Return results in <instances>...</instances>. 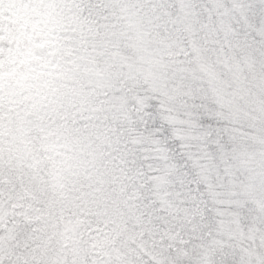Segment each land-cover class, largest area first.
<instances>
[{
  "label": "trees",
  "instance_id": "16d2710c",
  "mask_svg": "<svg viewBox=\"0 0 264 264\" xmlns=\"http://www.w3.org/2000/svg\"><path fill=\"white\" fill-rule=\"evenodd\" d=\"M193 2L0 0V264H130L140 254L149 264H208L201 253L212 241L190 243L197 218L185 220L187 206L169 198L165 173L148 177L156 207L126 195L136 150L157 152L143 131L145 109L152 101L167 106L181 77L201 79L215 98L247 173L243 195L252 204V194L264 198L256 176L264 163V96L245 78H263L264 53L241 50L237 59L229 52L231 64L213 68L205 45L193 40L200 28ZM185 41L197 52L194 64L182 55ZM44 46L50 61L40 58ZM236 66L244 76L236 78ZM27 189L43 213L39 228L8 216ZM177 220L183 241L175 245L167 227ZM96 224L109 240L91 253L87 229ZM244 244L228 243L238 264H248Z\"/></svg>",
  "mask_w": 264,
  "mask_h": 264
},
{
  "label": "snow or ice",
  "instance_id": "6c2138e0",
  "mask_svg": "<svg viewBox=\"0 0 264 264\" xmlns=\"http://www.w3.org/2000/svg\"><path fill=\"white\" fill-rule=\"evenodd\" d=\"M191 7L200 22L193 40L205 45L203 51L209 54L213 68L231 64L229 52L236 53L237 59L241 50L264 53V0H194ZM182 55L188 64H194L197 52L185 41ZM220 75L227 80L224 72ZM233 86L229 81L227 90ZM175 88L167 106L152 101L145 109L143 131L157 152L144 155L136 150L130 161L136 179L126 195L156 207L148 177L165 173L170 182L169 198L174 196L185 206L195 205L208 221L199 240L212 241L209 264H237L230 258L228 246L236 237L246 240L261 257L248 264H264V204L257 208L243 195L247 173L238 166L229 142L228 122L221 119L216 100L201 79L181 77ZM197 242L190 241L193 246Z\"/></svg>",
  "mask_w": 264,
  "mask_h": 264
},
{
  "label": "rangeland",
  "instance_id": "374dc122",
  "mask_svg": "<svg viewBox=\"0 0 264 264\" xmlns=\"http://www.w3.org/2000/svg\"><path fill=\"white\" fill-rule=\"evenodd\" d=\"M39 54H40V58L45 60V61H50L53 58V52L47 51L45 46L39 48ZM240 64H242L241 61H240ZM237 68L238 67L236 66V72H238L236 74V78H237V76H240V75L244 76V71H241L240 68H238V71H237ZM245 78L247 79L246 81H249L247 89L252 88V89H250V91L252 93H254L255 91L256 92L259 91L264 96V76L262 79H257V78H254L253 76H251V77L245 76ZM234 81L236 83H239V80L235 79ZM243 84H240L238 89H241L242 87L246 88ZM236 86L238 87L237 84H236ZM258 94H254V96L257 97ZM262 101H264V98H262ZM263 109H264V107L261 110H263ZM240 156L244 157V154L242 153ZM243 160H246L243 163L249 167L248 162H251V161L245 159V157ZM254 167H255V164H253V168ZM261 168L262 169H260V174H258V175H256V172H255L256 167H255V169H251L250 171L252 172V174H250V177L253 178L256 175V176H259V178H261L262 180H264V163H262ZM257 173H258V171H257ZM6 179H7V174H6V176H3V180H6ZM248 183L251 186L249 189H251L254 187L255 181L249 180ZM136 195H139V193H137ZM252 195L250 196V198L252 199L253 204L257 207H259V206L261 207L262 204H264V198L256 197L254 194H252ZM32 196H34L32 194V192H30V190L27 189L23 194H21V196L19 198H17L16 201L11 203L9 211H8V216H9V219H11L12 221H16L17 224H20V225L33 224V225H35L34 228H39L38 223L41 221L43 213L41 212V210L38 209V207L35 204H33L34 199L32 198ZM244 197L249 198V196L246 193L244 194ZM255 200H257V204L255 203ZM184 216L186 217L185 220H187V221H189L191 219L193 220L194 217L197 218V222L193 223V225L191 226L192 228L190 229V236H191V239L192 238L197 239V241H198L197 243H200V241H201V240H199L200 234L207 227L206 220H205V226H204V221H203L204 218L200 213L197 212L195 205L187 206V213ZM100 228H102V227L97 226V224H96V225L90 226L89 229H87L89 231V238L91 239L89 241L88 251L91 253L99 252L101 250V248H103L109 240V234L105 233ZM143 228L144 229H142L141 231H148L149 230L147 225H143ZM167 229L170 230L169 232H171V237L168 238V243L177 245L183 241V236H182L183 233L180 232V230L182 229L180 220H177L176 224L173 222V224L170 227L168 226ZM110 241H109V243H110ZM220 243H223V242L220 241ZM243 243L248 245V242L246 240H244L242 237H236V246H239L240 244H243ZM211 244L212 243L205 244V247L203 248V251H202L205 253H201V255H203V257H201V258L204 261H206L208 264H209V259L212 256V252L208 251L209 250L208 246ZM245 244L243 245L244 247H246L244 252L247 251L248 255L245 259L246 261H244V262H249L252 258H255V259H257V261H259L260 255L255 251L254 248H251L249 250ZM239 247H241V246H239ZM131 251H132L131 249L130 250L125 249L123 251V253L127 254ZM236 252H237V248H236ZM197 253L198 252H195L193 254H197ZM129 258H130V260H129L130 264H149V263H147L146 259L141 254L139 256L138 255L130 256ZM239 261H240V259H238L236 256L237 264L239 263Z\"/></svg>",
  "mask_w": 264,
  "mask_h": 264
}]
</instances>
